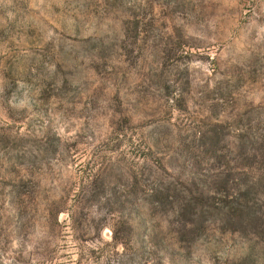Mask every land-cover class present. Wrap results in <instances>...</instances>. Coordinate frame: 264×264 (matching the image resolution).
<instances>
[{
  "label": "rangeland",
  "instance_id": "374dc122",
  "mask_svg": "<svg viewBox=\"0 0 264 264\" xmlns=\"http://www.w3.org/2000/svg\"><path fill=\"white\" fill-rule=\"evenodd\" d=\"M0 264H264V0H0Z\"/></svg>",
  "mask_w": 264,
  "mask_h": 264
}]
</instances>
